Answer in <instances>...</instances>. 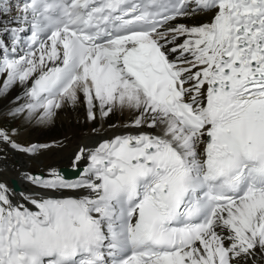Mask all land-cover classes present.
I'll use <instances>...</instances> for the list:
<instances>
[{"label":"snow or ice","instance_id":"snow-or-ice-1","mask_svg":"<svg viewBox=\"0 0 264 264\" xmlns=\"http://www.w3.org/2000/svg\"><path fill=\"white\" fill-rule=\"evenodd\" d=\"M18 12L0 21L12 44L27 36L23 54L0 40V98L23 86L5 119L49 123L80 103L89 122L132 119L78 148L75 180L24 173L39 191L17 199L0 179V264H264V0H24ZM16 136L0 128V160L51 147Z\"/></svg>","mask_w":264,"mask_h":264},{"label":"bare ground","instance_id":"bare-ground-1","mask_svg":"<svg viewBox=\"0 0 264 264\" xmlns=\"http://www.w3.org/2000/svg\"><path fill=\"white\" fill-rule=\"evenodd\" d=\"M19 5H22L20 0H16ZM7 2H11V0H6ZM10 15L0 16V21H7L16 15L12 13L14 10L13 4H8ZM16 9V8H15ZM11 36L9 33H6L3 30H0V39L3 40V37ZM10 43L8 51L11 52L12 48H16L18 50L17 44H12V41H7ZM2 77H0V81H2ZM17 97H23V86L17 84L12 87L9 91L7 98H0V119L5 117L8 109L14 107L15 105L12 101ZM20 103H24V99L19 101ZM83 103L77 104L76 106H72L70 104L65 105L63 108L57 110L56 116L49 123L38 124L34 120L33 121H25L22 119L15 122V127L23 130V136H29L30 133L34 132L36 137H33L32 141L36 144L38 141L45 139L43 143L45 145H51V147L46 149H41L36 155L30 154H22L19 152L9 150L7 159L0 160V168L5 169L3 175L0 176V179L6 181L10 186V181L13 179L19 185V192L17 193V199L20 198L19 194L29 193V192H37L38 189L30 186L24 179V173H37L42 176H47L48 171L50 169H56L58 171L59 168H72V157L76 153L79 147L86 146L89 148L95 147L96 144L104 139H110L114 135L124 134L129 129H125L121 127V125L129 123V119H132L131 115L128 112H116L115 114L118 117H123L126 123L121 122V124H117L116 128H112L109 125L113 119H106L103 122L99 119V126L96 128L95 126H89L87 129H77L76 126L68 125L63 131H61L58 135L49 136V132L51 131L53 122L57 121L58 118H63V114L68 111V109L79 110L80 106ZM113 118V115H112ZM115 120V119H114ZM120 123V121L118 122ZM2 128V127H0ZM96 128L98 130L97 133H93L92 129ZM64 132V133H63ZM48 134V135H47ZM47 136L50 137L47 139ZM35 138V139H34ZM48 140V141H46ZM78 178V177H77ZM76 178V179H77ZM75 180V179H73ZM11 187V186H10ZM80 193L69 192L66 195H81Z\"/></svg>","mask_w":264,"mask_h":264},{"label":"rangeland","instance_id":"rangeland-1","mask_svg":"<svg viewBox=\"0 0 264 264\" xmlns=\"http://www.w3.org/2000/svg\"><path fill=\"white\" fill-rule=\"evenodd\" d=\"M13 7L15 8L16 5L13 6ZM19 7H21V6H17V9H14L12 11V13L18 12ZM211 15L212 14L210 12L206 13V14L205 13H199V14H197L195 16H190V17L181 19L178 22L186 24V25H189V26L199 25L201 23H207L211 19ZM62 116H63L62 119L58 118V119H56L57 121L53 122L51 131L49 132V136L58 135L68 125L76 126L77 129H80V131H82L83 129H87L89 126H95L96 128L99 126L98 125L99 124V117H98V119L95 122L87 121V119H86V108H85L84 104H82L80 106L79 110H76V111L72 110V109L71 110L68 109V111H66ZM20 119H22V117L8 118V119H5L3 117V118L0 119V127L8 129L9 131L15 130L17 132V136L15 137V139L22 146L30 147L32 145H45L43 143V141H45V139L38 141V143H40V144H36L37 142L34 143L32 141L33 137H36L34 132L30 133L29 136H23V134H22L23 130H21L20 128L15 127V122L20 120ZM107 119H113L111 122H109L110 125L121 124V122L126 123V121L124 120L123 117H121V116L118 117L116 114H113V118H112V115H111ZM119 121H120V123H118ZM130 121H131V119H129V122ZM49 138L50 137L47 136V139H49ZM46 141H48V140H46Z\"/></svg>","mask_w":264,"mask_h":264},{"label":"water","instance_id":"water-1","mask_svg":"<svg viewBox=\"0 0 264 264\" xmlns=\"http://www.w3.org/2000/svg\"><path fill=\"white\" fill-rule=\"evenodd\" d=\"M58 171L64 175L67 179H76L78 177V173L76 171H72L71 170H68L66 168H59ZM11 185H12V188L15 190V192H17L19 190V187L16 183V181L12 180L11 181Z\"/></svg>","mask_w":264,"mask_h":264}]
</instances>
